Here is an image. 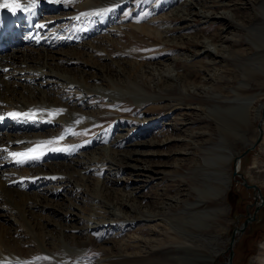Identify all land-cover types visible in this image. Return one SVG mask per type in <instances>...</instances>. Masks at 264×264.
<instances>
[{"label":"rangeland","instance_id":"obj_1","mask_svg":"<svg viewBox=\"0 0 264 264\" xmlns=\"http://www.w3.org/2000/svg\"><path fill=\"white\" fill-rule=\"evenodd\" d=\"M183 1L122 0L101 12L107 23L113 22L119 27L115 40L108 41L103 49L106 56L118 62L119 73L117 76L106 73L108 76L103 78L105 85L110 86L106 82L108 78L119 87H125V82H133L142 85L148 94L156 97L140 104L130 96L115 99L105 95L88 97L86 103L94 105L88 110L96 121L84 129L75 130L72 125L71 133L65 138L67 146L76 152L96 151V147L109 146L111 141H114V149H122L126 144L138 140L152 143L150 146L136 145L141 153L137 155L138 161L135 163L148 167V172L143 173L145 175H138V167L114 158L111 151H102L96 156L92 177L103 175L101 170L105 169L108 160L113 161L114 168L119 170V180L114 186L117 199L125 195L127 189L136 186L134 199L123 196L125 201L121 202V213H118L119 219L131 218L133 222L120 224V230L116 233L110 226H105L101 232L96 231L79 256L84 261L93 262L102 258L106 264H176L177 258L174 259V256L178 252L173 248V242L183 241L178 236L187 235L183 223L188 222L185 224L192 223L198 227L195 229L196 242L213 256L210 264H221L228 257L227 246L232 230L240 226L255 207L254 190L244 186L238 173L247 183L256 184L264 197V113L260 140L239 158L237 174H232L233 158L257 137L256 125L260 116L257 109L264 102V47L255 48L252 42V37L258 36L260 27L264 26V18L258 14L261 11L260 0H222L224 4L220 7L215 0H193L195 2L191 3L189 10L194 13L186 20L179 15H168L167 21L173 29L167 37L159 39L149 32L148 28L152 29L155 21L160 17L165 19L164 12L178 7ZM193 5L208 7L212 11L228 10L231 16L226 13L222 18H200ZM227 18L231 26L223 32L226 37L221 40L215 61L208 62V55L202 49L196 50L198 41L203 37L213 41L220 37ZM79 19L65 24L62 30L70 41L96 40L98 37L95 35H106L102 30L95 29L90 16L84 21ZM135 24L139 27L135 28ZM148 51L152 52V58L146 56ZM165 56L175 58L173 72L180 76L172 83L161 80L154 85L148 75L141 74V69ZM95 62L87 61L93 66L99 63V59ZM96 68L105 72L99 65ZM251 94L256 96L249 103ZM243 102H246V110L239 109ZM57 127L58 131L53 134L55 136L61 126ZM45 131L40 133L48 137ZM20 150L26 149L21 147ZM222 150L230 153L226 164L214 161L216 156H225ZM41 160L43 162L45 158ZM223 168L230 177L228 185L221 197H212L210 207L203 202L205 213L196 204L208 198V193L197 189H207L213 177H216L215 171ZM4 177L0 174V180H4ZM91 180L90 185L84 188L83 199L78 202L81 212L75 211L81 219L75 221L73 231L69 233L68 239L73 244H78V236L84 233L82 218L91 212L93 202L90 199H101L92 189ZM9 193L1 194L10 203L13 202L12 207L17 206V200L12 192ZM63 198V195L58 196L59 200ZM218 208L222 212L216 214ZM103 213L99 209L98 214ZM149 213L157 214L156 217L163 218L167 224L158 219L150 221L138 218L146 217ZM200 214L205 219H194ZM2 218L0 225L3 224ZM149 225L153 229L151 232ZM169 225L180 235L167 232ZM132 234L137 236L138 241H133ZM234 238L228 264H262L256 256L260 244L264 242V203L259 206L255 219L248 222ZM71 259H77L76 255Z\"/></svg>","mask_w":264,"mask_h":264},{"label":"bare ground","instance_id":"obj_2","mask_svg":"<svg viewBox=\"0 0 264 264\" xmlns=\"http://www.w3.org/2000/svg\"><path fill=\"white\" fill-rule=\"evenodd\" d=\"M120 1L122 0H0V34L14 32L16 28L22 32V43L19 36L14 35L10 37L9 51L0 53V174L6 176L4 180H0V218L4 217L1 219L3 224L0 225V264H106L102 258L88 262L79 256L96 231L101 232L105 226H110L113 233H116L120 230V224L133 222L131 218L119 219L118 213H121L119 206L123 200L134 199L136 186L125 191V199H122L123 196L117 199L114 186L119 180V170L114 168V162L107 161L105 169L101 170V177L98 174L97 178L92 177V168L97 155L102 151H111L114 158L138 167V175H145L143 173L148 172V167L135 163L138 161L137 155L141 153L136 145L150 146L152 143L138 140L126 144L122 149H114V141H111L109 146L96 147V151L93 149L90 152H76L67 146L65 140L71 133L72 125L75 130L84 129L96 121L88 110L94 106L86 103L88 97L105 95L115 99L130 96L139 104L156 97L148 94L142 85L133 82H125V87H119L108 78L106 82L110 86L105 85L103 78L108 76L106 73L113 76L119 73L118 62L103 52L105 44L115 40L119 27L113 22L107 23L101 12L114 7ZM194 2L184 0L178 7L167 10L163 14L165 19L160 17V20L155 21L153 28H148L149 32L159 39L167 37L171 28L173 29L167 21L168 15H179L186 20L187 16L194 13L189 10ZM215 2L219 7L224 4L222 0ZM193 6L195 13L205 19L222 18V15L229 12ZM260 8L258 14L264 18V0H260ZM86 15L96 25L95 29L102 30L106 35H95L98 37L96 40L70 41L62 32L65 24L73 23L78 18L84 21ZM227 15L231 16L228 13ZM133 26L139 27L137 24ZM229 26L231 25L227 18L220 33ZM260 28L258 36L252 37L255 48L264 47V26ZM224 36L225 33L214 41L203 37L198 41L196 50L202 49L208 55V62H214ZM145 54L152 58V52ZM98 59L97 65L103 68L104 73L96 68L97 65L91 66L87 63L91 61L96 64ZM174 59L165 56L153 64L150 62L146 68L141 69V74L148 75L154 85L161 80L172 83L180 76L173 72ZM251 95L249 103L256 96ZM245 106L246 102H243L239 109L244 110ZM263 107L264 102L257 109V114L260 112L259 118ZM239 109L235 110L240 111ZM58 125L61 128L55 136L53 134L58 131ZM42 130H46L49 136L44 137L40 133ZM21 147L26 150L21 151ZM222 152L225 156H216L214 161L226 164L230 153L227 150ZM44 158L45 161L40 162ZM215 173L216 177H213V183L207 189H197L208 193V198L199 200L196 204L205 213L204 203L210 207L212 197H221L229 182L230 177L225 168ZM90 180L92 189L101 199H90L95 204L92 203L91 212L82 218L84 233L78 236L80 242L73 244L68 239L69 233L73 231L75 221L81 219L75 211H80L78 202L83 199L84 188L90 185ZM6 191L12 192L17 206L12 207L13 202L10 203L2 196L1 193ZM59 195H63V200L58 199ZM99 209L104 213L99 215ZM220 212L222 210L219 208L215 211L216 214ZM156 216L155 213H149L146 217L138 218H147L150 221L158 219L164 225L167 224L163 218ZM197 217L205 219L201 214L194 216V219ZM185 223L183 227L186 236H178L180 234L174 228L170 225L167 227V232L183 239L173 242V248L178 252L174 256V259L177 258L176 264H210L213 256L196 242L195 229L198 227ZM151 225L148 227L149 232L153 231ZM236 233L238 232L235 235ZM131 238L138 241L134 234ZM140 246L143 248L142 244ZM73 255L77 259H71ZM256 259L264 264V242L260 244Z\"/></svg>","mask_w":264,"mask_h":264},{"label":"water","instance_id":"obj_3","mask_svg":"<svg viewBox=\"0 0 264 264\" xmlns=\"http://www.w3.org/2000/svg\"><path fill=\"white\" fill-rule=\"evenodd\" d=\"M264 113V107L262 108V111H261V117L258 119V122H257V130H258V134H257V137L255 139V141L251 142L249 144V146L240 154V155H237L233 158V171H232V174L235 175L237 174V165H238V161H239V158L244 155L251 147H253L256 143H258V141L260 140L261 136H262V127H261V123H262V115ZM238 175L242 178V183L244 184L245 187H248V188H252L254 190V202L253 204H255V207H254V210L251 214H248V216L242 221V223L240 224V226L238 227H235L233 230H232V233H231V236H230V240H229V243H228V246H227V249H229V253H228V257H227V260L221 264H228L230 263L231 261V255H232V244L235 240V232H242L244 230V228L246 227V225L248 224V222L252 221L255 219L256 217V212L259 208V206L261 204L264 203V197L260 191V188L254 184V183H247L246 180L242 177V175L240 173H238ZM259 200V201H258Z\"/></svg>","mask_w":264,"mask_h":264}]
</instances>
